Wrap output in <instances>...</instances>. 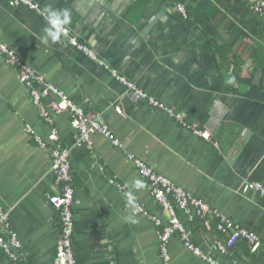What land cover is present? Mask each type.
Segmentation results:
<instances>
[{
  "label": "crops",
  "instance_id": "crops-1",
  "mask_svg": "<svg viewBox=\"0 0 264 264\" xmlns=\"http://www.w3.org/2000/svg\"><path fill=\"white\" fill-rule=\"evenodd\" d=\"M32 1L42 10L48 4L70 9L72 35L112 70L184 113L194 129L211 132V138L132 99L109 70L73 48L66 37L39 44L46 19L0 0V40L90 119L107 124L120 143L94 133L88 146H78L69 113L58 108L59 97L35 85L54 119L50 124L34 104L32 89L0 61V203L21 243L17 259L0 246V264H53L61 230L60 216L50 204L60 191L49 143L54 128L70 150L77 264H161V227L128 205V185L142 180L145 187L133 191L136 204L164 220L167 213L129 155L264 241V197L245 190L248 184H264V17L245 10L243 0ZM179 3L199 15L184 19L176 10ZM237 33L242 36L235 38ZM230 39L237 40L231 59L243 62L238 74L221 60ZM229 76L235 78L234 86L225 83ZM36 136L49 148H41ZM178 216L192 243L220 264H264V253H251L244 240L225 252L216 249L227 238L217 217L189 220L180 211ZM169 251L172 264H209L177 234Z\"/></svg>",
  "mask_w": 264,
  "mask_h": 264
},
{
  "label": "built area",
  "instance_id": "built-area-1",
  "mask_svg": "<svg viewBox=\"0 0 264 264\" xmlns=\"http://www.w3.org/2000/svg\"><path fill=\"white\" fill-rule=\"evenodd\" d=\"M245 1L248 2L251 10L255 14L264 17V0ZM11 5L25 6L45 19L40 5L32 0H11ZM176 10L184 19H189L188 11L184 4H177ZM62 36L68 39L69 44L73 48L109 70L113 77L127 88L132 99L135 101L146 102L150 108L167 113L177 123H180L188 129H192L199 137L210 140L211 132L200 128L194 129L187 121L184 113L169 107L159 99L140 89L135 83L130 82L116 70H112L91 47L72 35L69 29ZM0 61H4L9 67L13 68L20 81L32 89L34 104L41 109V115L50 124H53L54 119L50 116L46 108H44L41 100L42 92H39L35 88V85L38 84L39 86L44 87L47 92H52L59 97L60 101L58 108L61 111H67L69 113L71 124L77 131L78 146H88L91 142V135L94 133L102 134L111 139L115 145L120 146L119 141L114 139L112 131L107 124L96 119H90L83 108L73 103L70 97L63 91L47 83L43 76L39 75L34 69H32V67L25 64L16 52L1 40ZM28 132L32 133L33 131L29 128ZM35 138L37 142L41 144V148L43 149H48L49 143H52V171L55 175V186L60 190L56 195L50 197V204L58 212L61 223L60 237L53 264H77L74 252V205L76 189L74 186L70 150L60 143L59 132L55 128L49 135L50 142L48 144L37 136ZM128 158L135 163L141 177L149 183L153 198L163 211L167 213L166 220H164L158 215L150 213L142 204H138L137 208L142 216L152 221L157 227H161L158 234L161 264H172L169 245L172 237L176 234L182 239L184 246L195 253V255L202 257L203 260L209 264H220L210 254L205 253L200 247H197L192 243L191 232L186 228L185 224L178 216L179 211L184 213L189 220H192L195 215L199 217L210 215L214 216V218L217 217L220 221L218 225L219 231L227 236L225 242H219L216 245V249L221 252H225L228 248H232L237 242L244 240L248 243L251 253H264V241L259 235L236 225L230 219L222 216L219 211L212 208L203 200L195 198L190 192L183 187L174 184L168 177L158 173L153 167L144 161L136 159L133 155H129ZM103 169L104 168H101V170ZM117 187L122 191L124 190L121 185H118ZM245 190L254 191L264 197V184L262 183L248 184ZM0 246L11 258L17 259L19 257L18 251L21 248V243L16 232L12 228L10 214L4 209L1 203Z\"/></svg>",
  "mask_w": 264,
  "mask_h": 264
},
{
  "label": "clouds",
  "instance_id": "clouds-1",
  "mask_svg": "<svg viewBox=\"0 0 264 264\" xmlns=\"http://www.w3.org/2000/svg\"><path fill=\"white\" fill-rule=\"evenodd\" d=\"M43 13L47 26L43 29V34L37 37L39 44L48 45L50 42H60L62 35L69 29L73 22L71 10L67 8H55L51 4H48L44 7ZM225 83L227 85L234 86L235 78L229 76ZM128 187H130L132 191L125 193V196L127 198L128 205L135 211L138 208V205L135 202L133 191L142 190L145 185L142 180L136 179L128 185ZM128 219L130 223H138V220L134 217H129Z\"/></svg>",
  "mask_w": 264,
  "mask_h": 264
},
{
  "label": "trees",
  "instance_id": "trees-1",
  "mask_svg": "<svg viewBox=\"0 0 264 264\" xmlns=\"http://www.w3.org/2000/svg\"><path fill=\"white\" fill-rule=\"evenodd\" d=\"M243 6H244L245 10H247V11L251 10L250 5L245 0H243ZM188 15L190 18L191 16H197L199 14L195 11H192V7H191L188 9ZM241 36H242V34L237 33L235 38L236 37L240 38ZM236 42H237V40H234V39H230L228 41V43L223 47V50L221 51V60L223 61V64L225 62L229 63V65L227 66V69H230V66L233 65L235 67L233 73L238 74L239 70L241 69V65H243V62H240L237 57H234L233 59H231V54L234 51V48L236 46Z\"/></svg>",
  "mask_w": 264,
  "mask_h": 264
}]
</instances>
